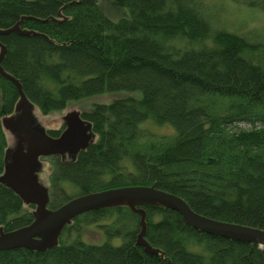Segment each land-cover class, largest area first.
<instances>
[{
  "label": "trees",
  "instance_id": "1",
  "mask_svg": "<svg viewBox=\"0 0 264 264\" xmlns=\"http://www.w3.org/2000/svg\"><path fill=\"white\" fill-rule=\"evenodd\" d=\"M225 2L264 10V0H0V28L30 16L21 27L37 32L0 35L3 69L42 114L74 103L92 124V143L74 158L44 157L48 208L154 185L197 214L264 230V33L229 29ZM18 98L0 74V177L9 147L2 118ZM63 128L47 132L57 137ZM143 207L144 237L163 256L137 245L140 216L116 206L74 217L50 249L0 251V264H264L256 244ZM34 210L0 180V228L30 224ZM88 225L105 241L85 242Z\"/></svg>",
  "mask_w": 264,
  "mask_h": 264
},
{
  "label": "water",
  "instance_id": "2",
  "mask_svg": "<svg viewBox=\"0 0 264 264\" xmlns=\"http://www.w3.org/2000/svg\"><path fill=\"white\" fill-rule=\"evenodd\" d=\"M25 18L33 17H20L19 21L10 27L0 28V35L10 32L19 35L37 34L35 31L21 27ZM51 18L57 20L55 17ZM5 53L6 47L0 41V74L15 85L19 98L14 113L2 118L3 127L15 138V145L11 149L8 148L5 153L4 172L0 180L14 190L25 203L35 205V210L30 224L10 231L0 228V251L14 248H26L32 251L50 249L57 245L61 231L74 217L88 211L127 206L140 216L137 245L142 246L150 254L163 256V253L150 245L144 237L146 231L144 205L178 211L184 222L198 231L264 248V230L197 214L184 199L156 189L154 185L126 186L90 192L72 197L56 209L48 208L49 190L41 183L38 176L42 168L39 157L60 155L64 158L67 155L69 158H74L92 143L94 139L92 124L82 118L78 110H72L63 116L64 128L60 134L57 137L49 135L38 122L34 113V104L26 96L19 80L3 69L1 61ZM37 140L44 142L42 147L38 148L35 145L38 143ZM24 143L27 148L24 147Z\"/></svg>",
  "mask_w": 264,
  "mask_h": 264
},
{
  "label": "rangeland",
  "instance_id": "3",
  "mask_svg": "<svg viewBox=\"0 0 264 264\" xmlns=\"http://www.w3.org/2000/svg\"><path fill=\"white\" fill-rule=\"evenodd\" d=\"M227 3V2H225ZM231 3V2H230ZM228 4V3H227ZM223 17L228 20V28L229 29H237L241 32H245L248 29H254L259 34L264 33V10H261V8L256 7H243V6H231V4H228L225 7V10L223 12ZM233 30V29H232ZM72 110H78V105L74 103H69L67 107L62 111H55L51 112L49 114H42L37 108L34 109V113L38 119V122L46 129H60L63 125V116ZM158 130H161L163 132L171 131L167 128H158ZM7 142L9 147H13L15 145V139L10 134H6ZM51 171V163L48 159H42V169L38 173L39 179L43 185L48 187V175ZM75 188L67 185V192L69 194L75 193ZM83 240L85 242L89 243H101L105 241V235L101 232V229L95 225H88L83 230ZM111 242L115 245L120 244L121 239L120 238H114L111 240Z\"/></svg>",
  "mask_w": 264,
  "mask_h": 264
},
{
  "label": "flooded vegetation",
  "instance_id": "4",
  "mask_svg": "<svg viewBox=\"0 0 264 264\" xmlns=\"http://www.w3.org/2000/svg\"><path fill=\"white\" fill-rule=\"evenodd\" d=\"M45 130H46V132H47V129L45 128ZM48 133V132H47ZM15 139V138H14ZM15 141V140H14ZM38 141V143L37 144H35L36 146H38V148H40V147H42L43 146V144H44V142H41V141H39V140H37ZM24 145V147H26L27 148V145H26V143H24L23 144ZM33 147V146H32ZM11 148H13V147H10V149ZM64 158H69L67 155L64 157ZM42 159H44V157H39V160L41 161V163H42ZM42 169V168H41ZM41 171V170H40ZM39 171V172H40Z\"/></svg>",
  "mask_w": 264,
  "mask_h": 264
}]
</instances>
